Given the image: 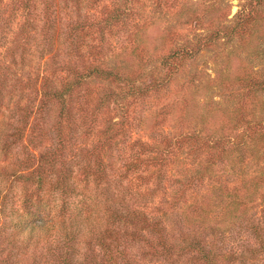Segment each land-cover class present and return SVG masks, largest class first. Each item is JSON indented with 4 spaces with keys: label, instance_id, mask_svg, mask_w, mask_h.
Returning a JSON list of instances; mask_svg holds the SVG:
<instances>
[{
    "label": "trees",
    "instance_id": "trees-1",
    "mask_svg": "<svg viewBox=\"0 0 264 264\" xmlns=\"http://www.w3.org/2000/svg\"><path fill=\"white\" fill-rule=\"evenodd\" d=\"M239 1L0 0V264H264V0Z\"/></svg>",
    "mask_w": 264,
    "mask_h": 264
},
{
    "label": "rangeland",
    "instance_id": "rangeland-1",
    "mask_svg": "<svg viewBox=\"0 0 264 264\" xmlns=\"http://www.w3.org/2000/svg\"><path fill=\"white\" fill-rule=\"evenodd\" d=\"M197 0H190V2H196ZM231 5V12L229 19H232L235 13L239 10V5L241 4V1L239 0H226ZM18 27V22H14L13 25H11L10 30L11 32L8 34V39L12 40L14 37L16 30ZM161 27L156 26L154 29L150 32L147 41L150 43V46H154L156 44L157 39L159 37ZM252 49L253 51H256L254 54L257 55L258 58H254L255 67L257 69H260L264 73V32L258 36V38L253 40ZM252 51V52H253ZM239 56V55H238ZM241 58H232V62L230 63V68L232 71H235L240 65L242 59L245 58V54L240 55ZM223 58L217 59L215 61V58L212 57V54L210 53H204L203 55L199 56L193 64L190 66L191 71L193 70H202L204 75L210 76V78H213L216 75V72H220L224 69V62L221 60ZM215 61V62H214ZM213 94L214 101H219L220 97L216 94H218L219 90L215 89ZM204 94V93H203ZM210 94V92H209ZM205 95H197V99L203 103L208 100V98L204 97ZM191 98H194V96L190 95L189 100H192ZM190 105H193V103L190 101Z\"/></svg>",
    "mask_w": 264,
    "mask_h": 264
}]
</instances>
